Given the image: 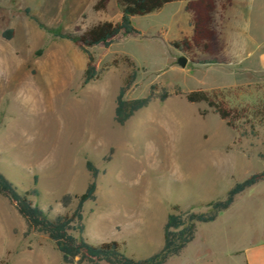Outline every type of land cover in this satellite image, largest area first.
<instances>
[{"label":"rangeland","instance_id":"obj_1","mask_svg":"<svg viewBox=\"0 0 264 264\" xmlns=\"http://www.w3.org/2000/svg\"><path fill=\"white\" fill-rule=\"evenodd\" d=\"M188 1L134 17L140 34L84 49L36 20L80 34L118 22L116 0L102 10L95 9L100 0H0V172L50 216L70 215L74 197L91 181V160L99 170L96 200L83 207V232L73 234L93 244L117 241L135 259L160 250L174 206L206 212L235 183L264 170V125H256V135L242 136L206 103L184 96L223 91L232 106L264 105V73L198 64L175 48L192 36ZM8 30L10 39L4 37ZM89 54L99 74L85 85ZM126 57L138 70L127 99L145 97L155 83L180 87L183 94L152 102L120 126L114 111L131 72ZM180 57L187 58L185 67ZM65 195L73 197L67 207ZM26 233L23 218L0 195V264H65L46 235ZM263 244L264 181L236 196L216 221L198 224L194 241L167 264H247L244 252Z\"/></svg>","mask_w":264,"mask_h":264},{"label":"trees","instance_id":"obj_2","mask_svg":"<svg viewBox=\"0 0 264 264\" xmlns=\"http://www.w3.org/2000/svg\"><path fill=\"white\" fill-rule=\"evenodd\" d=\"M174 1L116 0L122 12L118 22H101L80 34L63 33L59 29H50L36 18H31L37 21L40 28L53 36L80 43L84 49L96 45L110 47L121 34H140L132 23L134 17L156 13ZM106 2L107 0H100L95 5V9H104ZM185 8L192 16L193 32L189 39L174 43L175 48L187 53L198 64H224L225 62L220 59L224 46L215 20L216 0H189ZM12 35L13 30L4 32V37L8 39ZM126 61L131 72L125 78L116 98L114 120L118 125H125L137 112L147 108L156 100L164 102L172 95L183 94L180 87L171 90L155 83L150 86L149 93L145 97L127 99L125 96L133 87L138 70L133 60L126 57ZM98 74L94 58L89 54L83 84L90 83L97 78ZM184 96L189 103H206L230 129H242V136L256 135V125H264V105L262 103L232 106L226 101L223 91L195 90ZM261 157L264 159V155ZM86 167L91 174V181L84 193L74 197L77 200L75 210L70 215L54 217L34 204L30 200L29 193L18 191L16 186L0 172V195L7 198L23 218L27 225L26 234L36 232L46 235L61 254L65 264H167L172 257L180 255L194 241L198 224L216 221L222 212L233 205L236 196L264 181V170L251 174L243 181L235 183L224 199L210 202L207 205L209 210L206 212H192L183 210L177 205L174 206L164 225L163 245L160 250L146 258L135 259L128 256L117 241L93 244L73 234L75 231L83 232V207L87 202L96 200V179L99 170L91 160L86 161ZM33 193L37 194V191L34 190ZM72 199V196L65 195L61 203L67 207Z\"/></svg>","mask_w":264,"mask_h":264},{"label":"crops","instance_id":"obj_3","mask_svg":"<svg viewBox=\"0 0 264 264\" xmlns=\"http://www.w3.org/2000/svg\"><path fill=\"white\" fill-rule=\"evenodd\" d=\"M216 3V27L224 46L220 59L227 65L264 73V0ZM244 254L247 264H264V244L250 247Z\"/></svg>","mask_w":264,"mask_h":264},{"label":"water","instance_id":"obj_4","mask_svg":"<svg viewBox=\"0 0 264 264\" xmlns=\"http://www.w3.org/2000/svg\"><path fill=\"white\" fill-rule=\"evenodd\" d=\"M178 64H179L181 67H185L186 64H187V58H185V57H180V58L178 59Z\"/></svg>","mask_w":264,"mask_h":264}]
</instances>
